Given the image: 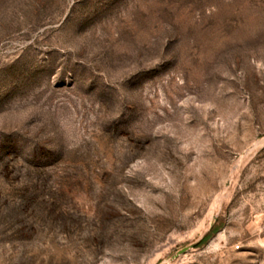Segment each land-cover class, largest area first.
<instances>
[{
	"label": "rangeland",
	"instance_id": "rangeland-1",
	"mask_svg": "<svg viewBox=\"0 0 264 264\" xmlns=\"http://www.w3.org/2000/svg\"><path fill=\"white\" fill-rule=\"evenodd\" d=\"M0 264H264V0H0Z\"/></svg>",
	"mask_w": 264,
	"mask_h": 264
}]
</instances>
